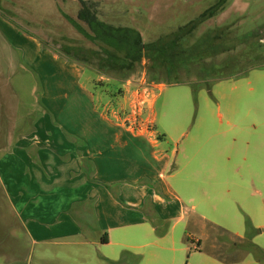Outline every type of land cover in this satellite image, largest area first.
<instances>
[{
    "label": "crops",
    "instance_id": "0c3cea01",
    "mask_svg": "<svg viewBox=\"0 0 264 264\" xmlns=\"http://www.w3.org/2000/svg\"><path fill=\"white\" fill-rule=\"evenodd\" d=\"M190 3L182 0L185 8ZM240 3L235 0L234 6ZM1 10L0 139L6 144L0 146V179L21 233L40 245L39 264H71L72 255L77 264H182L188 239L197 243L199 254L207 244L191 264H236V258L222 256L220 235L206 231L209 219L200 210L210 205L209 198L221 207L240 198L232 176L241 173L230 164L231 155L225 157L227 165L197 166L191 185L187 175L179 178L187 199L196 200L186 206L184 195L170 180L184 165L175 168L176 151L156 124L154 99L145 111L149 125L130 128L119 115L128 100L133 105L136 99L132 81H126L121 103L99 101L85 79V65L32 37ZM15 63L37 76L36 103L42 113L19 135L13 131L23 120L15 118L17 107L8 102L15 93ZM235 141L236 137L230 140V149ZM247 145L243 160L251 153ZM242 181H253L251 171ZM207 186L212 194L207 195ZM234 236L245 239V230ZM57 245L66 250L54 252L52 246ZM53 253L69 261H48Z\"/></svg>",
    "mask_w": 264,
    "mask_h": 264
},
{
    "label": "rangeland",
    "instance_id": "374dc122",
    "mask_svg": "<svg viewBox=\"0 0 264 264\" xmlns=\"http://www.w3.org/2000/svg\"><path fill=\"white\" fill-rule=\"evenodd\" d=\"M83 1L98 19L133 27L145 42L160 36L171 37L182 28L183 31L189 29L186 43H199V46L187 49L184 55L188 60L178 61L175 73L166 72L162 62L160 65L153 62L150 66V59L143 58L123 80L122 72L112 71L106 76L97 72L92 51L100 50L102 43L90 39L73 24L77 22L91 32L87 23L77 16L83 6L81 0H0V8L31 32L32 37L44 39L55 49L70 47L74 55L87 60L85 79L89 80L99 101L102 98L106 103H121L127 80L133 82L131 87H139L141 93L144 89L145 94L150 92L148 98L151 102L154 99L156 124L164 130L167 143L176 151L179 163L175 168L184 165L170 180L184 195L186 206L196 200L187 199L179 186V178L187 175L191 185L197 166L227 165L225 157L230 154V164L239 167L241 173L232 176L241 195L231 205L221 207L209 198L210 205L200 206L209 219L206 231L215 230L220 235L222 256L236 258V264H264V0H241L237 6H234L235 0H191V6L186 8L182 0ZM217 5L220 7L212 19L197 23L201 13ZM180 58L183 59V55ZM201 69H207L206 78L203 77L205 72L200 74ZM13 71L11 86L15 93L8 102L17 107L15 118L23 120V126L13 131L19 135V130L29 129L42 114L36 103L40 85L37 76L32 71L22 70L19 64H14ZM173 74L181 80H170ZM2 96L11 97L10 94ZM234 137V148L230 149V140ZM246 143L251 153L245 154L247 159L243 160ZM1 144L6 142L0 139ZM3 150L0 153H4ZM250 171L253 181L244 183L242 180ZM171 172L174 171L169 169L168 173ZM207 188V195L212 194L211 187ZM222 211L231 215H223ZM241 230H245L243 240L234 236ZM184 242L189 250L182 252V264H191L206 251V243L201 245L199 254L194 248L197 243L190 239ZM54 247V252L66 250L60 245ZM39 249L40 245H33L21 233L0 179V264L10 261L39 264ZM71 257L69 261L53 253L48 261L79 262L73 259L74 255Z\"/></svg>",
    "mask_w": 264,
    "mask_h": 264
},
{
    "label": "trees",
    "instance_id": "16d2710c",
    "mask_svg": "<svg viewBox=\"0 0 264 264\" xmlns=\"http://www.w3.org/2000/svg\"><path fill=\"white\" fill-rule=\"evenodd\" d=\"M83 6L78 11V18L85 21L89 26L90 33L86 31L79 23L73 24L84 35L92 40L100 41L102 46L100 50L92 51L95 68L98 73L108 75L112 71L122 72L120 73L121 79H127L128 75L132 73L137 64H139L143 58L150 59V66L153 62L160 65V62L164 63L166 72L175 73L178 68V61H185L187 57L184 53L187 49H192L194 45L199 43H186V36L189 33L188 30H182L179 28L177 32H174L171 37L160 36L158 39L145 42L138 30L130 26L112 25L105 21L98 19L96 14L86 5L85 1L81 0ZM219 5L214 9L209 8L200 14L196 20L197 23L203 22L210 16L216 14ZM190 28V27H189ZM208 38L205 36V41ZM70 47H64L62 49H56L69 59L82 63L87 66L89 63L84 58H78L74 55ZM183 55V59L180 56ZM166 60V61H165ZM188 60V59H187ZM128 71V72H125ZM207 69H201L200 74H204ZM176 81L181 80L177 74H173ZM171 75V76H173ZM207 73L203 75L207 77ZM155 76V75H153ZM178 78V79H177ZM160 81V80H159ZM158 82V81H156ZM179 82V81H178Z\"/></svg>",
    "mask_w": 264,
    "mask_h": 264
},
{
    "label": "built area",
    "instance_id": "2783aa9c",
    "mask_svg": "<svg viewBox=\"0 0 264 264\" xmlns=\"http://www.w3.org/2000/svg\"><path fill=\"white\" fill-rule=\"evenodd\" d=\"M144 91V92H143ZM140 91V88L134 89V94L136 95V99L133 105H128L119 115L124 121V123L132 129H139L145 122V124L149 125V121L147 118L146 109L151 104V99L148 98L150 92L145 94V89ZM153 101V100H152Z\"/></svg>",
    "mask_w": 264,
    "mask_h": 264
}]
</instances>
